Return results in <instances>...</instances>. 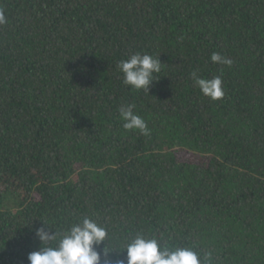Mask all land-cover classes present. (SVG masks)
Masks as SVG:
<instances>
[{
  "label": "trees",
  "instance_id": "1",
  "mask_svg": "<svg viewBox=\"0 0 264 264\" xmlns=\"http://www.w3.org/2000/svg\"><path fill=\"white\" fill-rule=\"evenodd\" d=\"M0 8V264H29L40 220L85 215L109 229L111 264L139 233L210 264H264V0ZM137 52L162 62L149 92L117 68ZM194 70L225 96L203 95ZM128 104L150 135L123 128Z\"/></svg>",
  "mask_w": 264,
  "mask_h": 264
},
{
  "label": "clouds",
  "instance_id": "2",
  "mask_svg": "<svg viewBox=\"0 0 264 264\" xmlns=\"http://www.w3.org/2000/svg\"><path fill=\"white\" fill-rule=\"evenodd\" d=\"M5 23V12L0 8V25ZM211 61L229 67L233 63L230 58L215 52L211 55ZM117 68L123 73L125 85L149 92L153 81L157 80L155 74L162 70V62L160 58L137 52L128 59L119 61ZM190 75L202 94L211 100H219L225 96L220 75L207 79L201 77L198 70L192 71ZM134 109V104L119 108L120 119L124 121L123 128L139 130L145 136L150 135L147 122ZM40 221L41 226L34 228L40 247L28 254L29 264H111L108 257L114 249L108 247L109 229L96 219L85 215L63 228ZM121 246V253L126 251L127 264H210L211 254L201 259L192 248L162 246L157 238L143 233L123 240ZM117 264H125V260H119Z\"/></svg>",
  "mask_w": 264,
  "mask_h": 264
}]
</instances>
